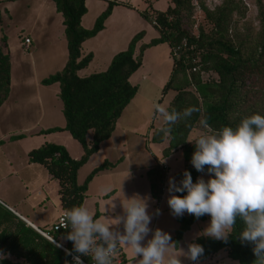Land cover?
Returning a JSON list of instances; mask_svg holds the SVG:
<instances>
[{"label":"trees","instance_id":"obj_1","mask_svg":"<svg viewBox=\"0 0 264 264\" xmlns=\"http://www.w3.org/2000/svg\"><path fill=\"white\" fill-rule=\"evenodd\" d=\"M56 11L62 15L64 35L66 39L67 59L63 68L40 80L43 85L57 82L58 97L62 103V114L65 125L62 128L74 139L82 149L77 159L71 158L65 148L54 143H43L27 152L30 163L42 165L51 179L57 183L60 208L63 211L81 206L86 185L99 171L111 167L104 160L95 166L81 183L76 182V173L88 157L98 149V145L107 139L112 132L121 111L134 96L136 86L128 78L137 70L141 62L142 52L158 43H166L168 57L171 61L168 79L163 84L160 93L173 90V96L166 107L167 113L175 110L181 114L179 121L172 126L171 133L165 135L158 128L151 130L148 141L152 143L165 142L160 150L161 158L180 150L183 156V170L174 175L181 182L185 170L191 173L193 182L199 173L192 165L191 158L195 151L194 143L188 144L187 135L192 129L202 128L206 119L212 129L224 126L235 128L240 120L254 113L246 103L243 93L245 82L254 79L255 89L264 92V12L260 10V28L257 37L252 42L233 40L229 36L231 13L234 5L226 0L212 10L201 7L204 19L210 25L207 32L199 28L196 34H190L184 28V19L191 13V0H169L164 10H152L151 15L142 11L143 18L148 20L157 30L158 36L138 47V53L133 56V49L141 32L134 34L125 50L115 53L107 68L80 77L77 71L87 65L91 54L80 57L79 48L82 41L94 36L102 29L103 21L110 14L114 2L108 1L105 9L96 17L90 29L80 26V17L86 8L84 0H52ZM176 56L171 49L181 45ZM5 47V42L1 38ZM188 69V73L186 72ZM9 72L8 54L0 48V104L8 92ZM194 86L195 91L189 89ZM194 107L197 111L191 116L184 115V109ZM203 129V128H202ZM50 128L45 132L57 131ZM91 131V139L86 142L87 131ZM207 172V168L205 171ZM165 170L155 162L146 173L151 196L158 201L162 194ZM209 175V173H208ZM183 195L186 193H176ZM3 214L12 217L0 207V253L12 256L13 261L0 259V264H63L69 256L54 243L38 234L32 228L17 220L10 229L9 222ZM210 220V215L196 218L194 215L177 217L178 227L172 237L174 245L182 233L195 221ZM16 224V225H15ZM244 227L243 220L238 216L232 233L227 240H218L208 236H198L193 243L203 248L199 258L211 257L218 251H223L226 258L234 264H253L255 256L250 244L241 243L239 234ZM64 230H48L47 234L57 243L72 251V242L63 239ZM229 264V263H218Z\"/></svg>","mask_w":264,"mask_h":264},{"label":"crops","instance_id":"obj_2","mask_svg":"<svg viewBox=\"0 0 264 264\" xmlns=\"http://www.w3.org/2000/svg\"><path fill=\"white\" fill-rule=\"evenodd\" d=\"M93 1L84 0L86 10L87 4H91ZM114 7L111 8L110 14L103 21L102 29L80 44V57L91 54V59L85 67L98 62L104 66L101 71L105 70L112 56L125 50L133 36L125 22H121L116 28L110 25L109 16L112 15L111 12H114ZM121 11L126 13L127 10L122 9ZM85 12L80 17V26L84 29H90L95 19L91 24L89 22L84 23ZM62 20V15L56 11L52 0H0V46L3 45L1 41V38H3L5 42L3 49L5 48L8 54L9 72L7 96L0 104V207L12 216L9 217L7 214H3L5 216L4 220L9 222L10 229L13 228L14 222L20 220L41 236H43L41 232L50 230V226L55 222L61 211L57 193L58 187L56 181L51 179L42 165L28 162L27 152L43 143H54L63 146L73 159H77L82 154L81 148L79 153L77 151L74 154L69 152L68 144H71L69 139L72 138L67 131L62 129L65 121L62 114V103L58 97V83L54 82L49 85L40 83L42 78L60 71L66 62L67 49ZM154 30L156 32L155 37H157V30ZM105 35L109 37L110 44L105 48L102 47L99 51L95 39H101ZM24 38L29 39L26 47L23 45ZM113 43L116 44L115 48L118 49H111L110 45ZM141 44L137 47L134 46L133 56L138 53V47ZM83 68L76 72L80 77L100 72L93 71L81 74ZM13 74L19 76L20 82H14ZM29 88L31 93L26 94ZM119 117L110 136L99 143L98 149L88 157L76 173V182L79 184L95 166L104 160L112 164L111 167L97 172L87 183L81 206L88 208L94 218L101 219L105 223H112L114 234L117 232L123 233L124 225L122 223L117 224L115 221L118 217L124 215L123 205L129 203V198H143L147 201L148 206L150 202L153 203V212L155 203L158 202V210L154 213L155 215L159 213V204L161 203L165 182L162 194L157 201L150 194L145 173L155 162L165 166V174L168 169L165 163H161L162 158L157 159L154 155L152 156L154 161L141 167V169L132 168L129 165L128 159L132 152L126 148L128 136L125 132H128V129H125L123 124L118 123ZM54 127L59 128V130L45 132V130ZM88 132H90L89 137H87ZM148 137L149 135L146 137V141H148ZM90 139L91 131L89 130L86 133L85 140L89 142ZM164 145L165 143L158 146V153ZM176 152H179L182 164L181 170H183V156L180 150L171 153L167 157ZM97 161L99 163H95ZM179 183L178 180L177 184ZM35 210L40 211V213L35 212ZM42 211H46L48 220L40 216ZM186 215L188 213H184L182 216ZM177 217L180 216L171 214V221L168 222L165 230H162L169 233L171 238L178 227ZM197 222H193L182 233L180 239L171 249L172 252L181 255L183 252L188 251L189 245L193 244L196 237L206 236L201 234L187 235L189 229ZM163 224L161 223V226ZM2 228L3 224L0 226V230ZM149 228L151 231L141 242L142 244L146 245L154 235L156 230L155 221L150 222ZM118 254V264H138L139 258L134 257L130 247L119 245ZM214 255L204 259L199 258L195 262L187 259L184 255H181L180 259L182 264H234V261L227 259L225 255L223 261L215 262ZM5 256L9 261L14 260L8 254H5Z\"/></svg>","mask_w":264,"mask_h":264},{"label":"clouds","instance_id":"obj_3","mask_svg":"<svg viewBox=\"0 0 264 264\" xmlns=\"http://www.w3.org/2000/svg\"><path fill=\"white\" fill-rule=\"evenodd\" d=\"M159 113L167 109L155 106ZM194 107L184 109V115L191 116ZM181 114L173 110L167 113L159 131L166 136L171 133ZM203 134L194 140L195 151L191 163L198 172L209 173L206 181L200 177L193 182L191 173L185 170L179 184L169 178L168 205L174 216L185 212L199 218L210 215V224L204 235L218 240H227L239 216L244 227L239 234L241 243L250 244L255 256L253 264H264V114L254 113L243 117L239 124L212 129L203 119ZM161 159V158H160ZM161 159V163H165ZM176 193H186L177 195ZM148 203L140 197L129 198L123 205L124 215L115 223L124 225L123 233H113L112 223L94 218L84 206H77L64 212L63 227L70 229L63 239L71 241L74 264H83L81 256L91 258L92 264H113L119 245L128 246L138 259V264H182L184 255L197 261L203 255L199 244H190L187 252L177 255L169 233L157 228L147 244L141 242L151 231V217ZM6 258L0 253V259Z\"/></svg>","mask_w":264,"mask_h":264},{"label":"rangeland","instance_id":"obj_4","mask_svg":"<svg viewBox=\"0 0 264 264\" xmlns=\"http://www.w3.org/2000/svg\"><path fill=\"white\" fill-rule=\"evenodd\" d=\"M93 1V0H92ZM108 1L114 2V12L110 15V25L115 28L121 23L125 22L128 26L131 34L134 35L141 32V36L136 40V47L141 44L150 41L156 36L155 28L153 25L142 17V11H147L151 15V9H164L168 4V0H94L93 3L87 4V10L85 12L84 23H90L97 17L106 7ZM226 0H191L193 7L191 9L190 16L184 19L183 26L190 34H196L199 28H202L204 32H207L210 25L204 19V14L201 7L207 10H212L219 6ZM233 3L234 9L231 13V22L229 27V36H233V40H247L252 42L257 37V32L260 28L259 12H264V0H229ZM112 6V7H113ZM126 6V7H125ZM122 9H126V13L122 12ZM9 35V32H8ZM11 37V34H10ZM105 35L101 39H95L97 43V49L101 51L102 47H106L110 44V40ZM93 40V39H91ZM93 42V41H91ZM134 45V46H135ZM111 49L115 48L116 44L110 45ZM0 48L3 49L2 46ZM136 50V49H135ZM141 64L139 68L130 76L129 82L136 85L137 90L134 97L126 104L121 115L118 119L119 124H123L125 129H128L125 134L128 136L127 146L131 155L128 159L129 165L136 169L149 165L152 163L153 158L160 159V153H158V146L164 144L152 143L146 141V137L149 135L151 129L157 128L164 121L165 113H159L155 110L156 105L167 107L170 98L173 95V90H167L163 94L160 90L163 84L168 79L171 61L168 57V46L166 43H159L157 45L146 48L141 54ZM104 66L98 62L88 65L81 70V74L91 73L93 71H101ZM14 82H20L19 76L13 74ZM254 79H249L245 82L243 93L246 96L247 105L254 112H264V92L258 91L254 88ZM189 89L195 91L194 86H189ZM30 88L26 94H30ZM27 99V98H25ZM204 129L198 127L192 129L187 135L188 140H194L198 135L203 134ZM67 134V133H66ZM68 135V134H67ZM90 136L88 132L87 137ZM51 139V137H49ZM71 144H68L69 152L74 154L80 152L79 144L69 139ZM190 144V142H188ZM165 164L167 165L166 174H164L165 188L162 194L160 211L157 215L152 209V204L149 203L148 213L151 217V223L155 221L156 229L165 230L168 222L171 221L172 214L168 205L169 193V178L176 179L174 173L178 170L181 171L182 164L180 160L179 152L172 154L169 157H165ZM95 163H99L98 161ZM139 172V170H138ZM141 172V170H140ZM138 175V173H137ZM82 177V176H81ZM203 177L208 180V173L202 172L197 176V179ZM178 183V180H175ZM147 196V195H146ZM37 212V210H35ZM37 213H40L37 212ZM187 213V212H185ZM43 219L48 220L46 211H42L41 215ZM161 223H164L161 226ZM210 224V220L198 221L189 229L187 235H204L206 227ZM215 262H221L224 260V253L219 251L214 255ZM228 259V258H227Z\"/></svg>","mask_w":264,"mask_h":264},{"label":"built area","instance_id":"obj_5","mask_svg":"<svg viewBox=\"0 0 264 264\" xmlns=\"http://www.w3.org/2000/svg\"><path fill=\"white\" fill-rule=\"evenodd\" d=\"M29 43V39L27 38H24L23 39V45L26 47ZM185 46V41L182 40L181 41V45H177L175 46L174 48L171 49V53L172 55L176 56L180 47H184ZM188 69H186V72L188 73ZM162 168L165 170V166L164 165H161ZM155 211L158 210V202L155 203ZM64 212L63 210L60 211V213L58 214L55 222L50 226V229L53 230V231H56V230H64L65 228L63 227V216H64ZM41 234L48 240H50L52 243H54L60 250H62L65 254L66 253V249L63 245L57 243L56 241H54L52 238H50L47 234V232H41ZM71 246L73 247V244H71ZM68 250V249H67ZM69 252H71L70 250H68ZM69 260L63 264H74L73 262V255H75V253H73V255H69ZM81 260L83 261V264H92V261H91V258L88 257V256H81ZM119 263V254H118V251L116 252L114 258H113V264H118Z\"/></svg>","mask_w":264,"mask_h":264}]
</instances>
